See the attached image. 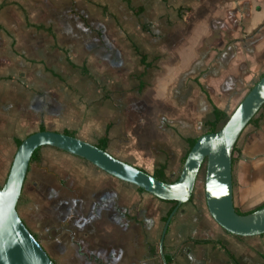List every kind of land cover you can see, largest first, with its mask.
Returning a JSON list of instances; mask_svg holds the SVG:
<instances>
[{
    "label": "crops",
    "instance_id": "crops-1",
    "mask_svg": "<svg viewBox=\"0 0 264 264\" xmlns=\"http://www.w3.org/2000/svg\"><path fill=\"white\" fill-rule=\"evenodd\" d=\"M262 8L247 0H0V186L17 141L40 127L95 145L105 138L112 156L151 175L164 165L174 181L187 140L207 132L213 107L229 115L264 73ZM232 181L236 210L264 203V108L235 145ZM171 207L44 146L16 210L55 264H163L148 247L158 245ZM200 215L194 233L183 217L171 219L163 251L172 264H234L225 250L240 264L263 263L264 234L230 235Z\"/></svg>",
    "mask_w": 264,
    "mask_h": 264
},
{
    "label": "water",
    "instance_id": "water-1",
    "mask_svg": "<svg viewBox=\"0 0 264 264\" xmlns=\"http://www.w3.org/2000/svg\"><path fill=\"white\" fill-rule=\"evenodd\" d=\"M264 105V73L215 132L196 138L187 152L178 177L162 181L128 164L106 149L63 132L39 130L29 134L17 146L9 171L0 186V264H55L18 216L16 206L33 152L53 147L82 158L102 172L130 183L157 199L175 202L167 216L158 242L164 261L163 242L177 209L189 202L196 178L204 165V201L208 215L226 233L237 237L264 234V205L245 214L233 204L232 152L239 137Z\"/></svg>",
    "mask_w": 264,
    "mask_h": 264
},
{
    "label": "trees",
    "instance_id": "trees-1",
    "mask_svg": "<svg viewBox=\"0 0 264 264\" xmlns=\"http://www.w3.org/2000/svg\"><path fill=\"white\" fill-rule=\"evenodd\" d=\"M141 62L142 63H145V60H144V56L141 55ZM264 108V105L263 107ZM212 115H213V120L211 122L208 123V130L207 132H215L216 130H218L221 125L225 122V120L227 119V114L219 109H217L216 107H213L212 109ZM254 120V118L250 121V123ZM40 130H44L43 127H40ZM65 134L67 135H71L73 136L74 134L73 133H68V132H64ZM196 141V139H189L187 140L188 142V151L189 149L192 147V145L194 144V142ZM21 141H17V146L20 144ZM236 145V144H235ZM96 146L102 150H105L106 149V139L103 138V139H100ZM235 150V146H234V149H233V152ZM38 151H39V148L36 149L32 156H31V159H30V162L33 161V160H36L38 159ZM187 151V152H188ZM233 152H232V160H233ZM187 154V153H186ZM186 156V155H185ZM185 158V157H184ZM184 160V159H183ZM163 170H164V165H159L158 167H156V169L154 170V173L152 174L153 177L159 179V180H162V181H166L165 180V177L163 175ZM169 182V181H167ZM140 191H143L142 189L138 188ZM192 197L190 198L189 201H191ZM167 202V201H166ZM168 203H171L172 207L170 208V210L167 212L166 216L164 217L163 219V222L166 220L167 216L169 215V213L171 212V210L173 209V207L175 206V202L171 201V202H168ZM264 205V203L262 204ZM262 205L256 207L255 209L261 207ZM253 209V210H255ZM238 213L240 214H245V213H248L252 210H249V211H245V212H241L239 210H236ZM130 219H133V220H136L135 218L133 217H128ZM35 237V236H34ZM186 242L192 244V245H196V244H210V243H216L215 241H212V240H209V239H187ZM157 248H158V245L156 246H153V247H148V255H152L154 254L156 251H157ZM227 255L229 256V258L231 259V261L234 263V264H240L238 263V261L233 257V255L231 253H229V251L225 250ZM264 258V257H263ZM164 261H165V264H172L173 262V258L172 256H169V255H164ZM264 264V259H263V263Z\"/></svg>",
    "mask_w": 264,
    "mask_h": 264
},
{
    "label": "rangeland",
    "instance_id": "rangeland-1",
    "mask_svg": "<svg viewBox=\"0 0 264 264\" xmlns=\"http://www.w3.org/2000/svg\"><path fill=\"white\" fill-rule=\"evenodd\" d=\"M249 3L251 4H258L261 5L262 8V12L261 15L258 17V19H264V0H247ZM204 170L205 167L204 165L201 167L200 171L198 172L197 178H196V182H195V186H194V190L192 193V199L191 201L181 205V208L184 209V213L180 214L179 212L175 213V215L172 218V222H174V224L176 223H181V221L179 220L180 218H184L183 221L185 220V222H187V224H190V226L192 225V230L193 233L195 232V230L198 229L197 226V222L198 219L201 215L203 214L204 217H210L207 213L206 210V206H205V201H204V186H203V182H204ZM181 215V217H180ZM195 223H197L196 225H194ZM192 233V232H191ZM192 233V235H194ZM190 235V233H189Z\"/></svg>",
    "mask_w": 264,
    "mask_h": 264
}]
</instances>
